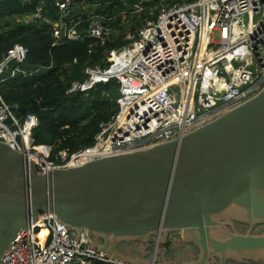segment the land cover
<instances>
[{"label": "built area", "instance_id": "1", "mask_svg": "<svg viewBox=\"0 0 264 264\" xmlns=\"http://www.w3.org/2000/svg\"><path fill=\"white\" fill-rule=\"evenodd\" d=\"M77 3L56 0L60 19H44L54 45L88 37L92 53V46L123 43L105 52L104 64L88 65L84 80L68 92L115 80L117 111L100 124L92 145L51 157V146L33 144L38 116H20L18 105L7 104L0 94V140L35 161L43 173L179 137L264 86V0H107L114 9L110 17L98 1ZM40 12L41 7L23 17L34 20ZM139 14L143 20L130 21ZM82 23H87L85 30L79 28ZM28 54L23 44L8 48L0 59V78L7 71L12 75L17 69L11 65L24 62ZM36 221L17 233L3 264H131L93 247L85 231L76 237L54 215H42V225ZM43 228L44 240L39 236Z\"/></svg>", "mask_w": 264, "mask_h": 264}, {"label": "water", "instance_id": "2", "mask_svg": "<svg viewBox=\"0 0 264 264\" xmlns=\"http://www.w3.org/2000/svg\"><path fill=\"white\" fill-rule=\"evenodd\" d=\"M48 214L131 264L158 262L147 247L171 230L197 253L159 264H264V229L255 230L264 224V86L179 137L44 173L0 140V264L17 233Z\"/></svg>", "mask_w": 264, "mask_h": 264}, {"label": "trees", "instance_id": "3", "mask_svg": "<svg viewBox=\"0 0 264 264\" xmlns=\"http://www.w3.org/2000/svg\"><path fill=\"white\" fill-rule=\"evenodd\" d=\"M55 1H0V59L14 44L29 48L24 62L11 65V69L17 70L12 75L7 71L1 76L0 94L7 104L12 107L18 105L20 116L28 113L38 116L39 124L33 132V144L51 146V157L63 149L73 153L92 145L100 124L110 120L117 111L120 92L115 80L99 82L88 90H68L74 82L84 80V69L88 65L104 64L105 52L123 43L116 41L106 46H92V53L89 50L93 40L88 37L65 39L62 44L54 45L49 25L44 19L49 18L53 22L60 19ZM95 1L105 6L103 13L107 17L114 13L113 6L107 0ZM39 7V18L19 20L25 15L36 14ZM86 27L87 23L79 26L83 30Z\"/></svg>", "mask_w": 264, "mask_h": 264}, {"label": "rangeland", "instance_id": "4", "mask_svg": "<svg viewBox=\"0 0 264 264\" xmlns=\"http://www.w3.org/2000/svg\"><path fill=\"white\" fill-rule=\"evenodd\" d=\"M157 2V1H156ZM161 5V4H160ZM142 17V14H139V15H137V16H135V18H131L130 19V21L131 20H133V19H137L138 17ZM25 20V21H28L29 19L28 18H26V17H22V18H19V20ZM144 18H138V21H141V20H143ZM143 22V21H142ZM135 22H129L128 21V23H127V25H135L134 24ZM137 24V23H136ZM210 74V71H208L207 73H206V75H209ZM40 150H42L43 152H49V153H51V150L50 151H48V148L47 147H44V146H40V148H39ZM237 228L239 229V230H241V231H245L248 227L246 226V225H242V224H240V223H237ZM264 229V224H259V225H257L256 227H255V230H257V231H260V230H263ZM172 237V236H171ZM155 240H156V238H152L151 239V241H150V243H149V245H148V247H147V253H148V258H150L152 255H153V253H154V249H155ZM175 244V243H174ZM120 245V248H121V251H128V252H130L131 254H133V256H139V258H144V256H143V254H142V251H138L137 249H136V245L134 244V245H132V244H127V243H120L119 244ZM186 245H189V244H186ZM186 245H184V246H186ZM133 246L135 247V248H133ZM170 246V247H169ZM184 246H177V247H175V245L173 246V244L172 243H170V242H166L165 244H160V247H159V253H158V256H159V260L162 262V259L164 258V257H166V258H169L168 257V255H170L171 257H172V255L173 256H175L176 254H178V253H182V255H183V253H184V251L185 250H187V249H190L191 247L190 246H187V247H184ZM143 247V246H142ZM193 247V246H192ZM194 248V247H193ZM135 249V250H134ZM140 250V249H139ZM189 254V253H188ZM180 255V254H179ZM173 259H175V258H172V260ZM230 263V262H229ZM230 264H232V262L230 263ZM242 264H245V263H242ZM253 264H259V263H257V262H253Z\"/></svg>", "mask_w": 264, "mask_h": 264}, {"label": "flooded vegetation", "instance_id": "5", "mask_svg": "<svg viewBox=\"0 0 264 264\" xmlns=\"http://www.w3.org/2000/svg\"><path fill=\"white\" fill-rule=\"evenodd\" d=\"M240 224H242V225H246V224H243V223H240ZM246 226H247V225H246ZM247 227H248V226H247ZM180 246L182 247V245H180ZM187 246H190L191 248L185 250L184 253H183V255H182V253H178V254H176L175 256L172 255V257H171L170 255H168V257L171 258V259H172V258H175V259L183 260V259H187V258H188V253H191V252H193V253H197V249L193 248L192 245H186V246H184V247H187ZM159 247H160V245L155 246L154 252L156 251V252L159 253ZM169 247H170V246H169ZM175 247H177V246H175ZM179 254H180V255H179ZM173 260H174V259H173Z\"/></svg>", "mask_w": 264, "mask_h": 264}, {"label": "crops", "instance_id": "6", "mask_svg": "<svg viewBox=\"0 0 264 264\" xmlns=\"http://www.w3.org/2000/svg\"><path fill=\"white\" fill-rule=\"evenodd\" d=\"M172 236V237H171ZM181 236V232L178 231V230H171L169 233H168V237H167V241L172 243L173 246H180L178 245L177 243V240L180 238ZM175 243V244H174ZM171 259V258H170ZM174 260H180V259H174Z\"/></svg>", "mask_w": 264, "mask_h": 264}, {"label": "bare ground", "instance_id": "7", "mask_svg": "<svg viewBox=\"0 0 264 264\" xmlns=\"http://www.w3.org/2000/svg\"><path fill=\"white\" fill-rule=\"evenodd\" d=\"M36 222H37V224L42 225L43 224V222H42V216ZM45 233H46L45 228H43V230L39 233V236L42 238V240H44L43 238L45 236Z\"/></svg>", "mask_w": 264, "mask_h": 264}]
</instances>
